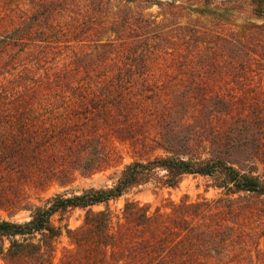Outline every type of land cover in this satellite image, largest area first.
<instances>
[{"label": "trees", "instance_id": "obj_1", "mask_svg": "<svg viewBox=\"0 0 264 264\" xmlns=\"http://www.w3.org/2000/svg\"><path fill=\"white\" fill-rule=\"evenodd\" d=\"M256 2L0 0V264H54L64 231L71 248L58 264H264ZM213 8L249 20L192 16ZM121 147L134 161L113 187L28 202L30 190L119 165ZM189 175L217 195L154 211L127 201L116 222L93 210L141 186L176 189ZM74 209L87 210L82 226L54 223ZM22 211L29 221L1 214Z\"/></svg>", "mask_w": 264, "mask_h": 264}, {"label": "rangeland", "instance_id": "obj_2", "mask_svg": "<svg viewBox=\"0 0 264 264\" xmlns=\"http://www.w3.org/2000/svg\"><path fill=\"white\" fill-rule=\"evenodd\" d=\"M215 4H228V5H238L239 3H246L248 9L250 10V2L254 3L255 0H207ZM259 2V0H257ZM257 3V2H256ZM264 9V3H257ZM153 11H157V7L153 8ZM218 15V18H214ZM221 10L208 9V12L203 14L195 13L193 18L200 20L204 24H209L215 19L222 20L225 23L240 26L247 22L248 14L245 13H234L230 12L227 16H222ZM251 22H259L258 20H251ZM121 154L123 156L122 162L108 170L97 173L90 177H83L81 175L77 176V179L70 185L66 187H61L58 184H53L45 191H35L30 190L28 196V202L31 205L43 206L50 199L54 198L59 194H64L67 197L73 195H80L83 191L88 189H106L113 187L119 177L121 176L124 168L134 161V158L129 154L128 150L121 147ZM211 184L208 178L204 177H194L192 175L186 176L181 183V185L176 189H159L154 184H149L134 188L130 190L124 196L112 200L108 205H98L93 207L96 212L104 211L108 209L113 217V221L116 222L117 218L121 215L122 210L127 201H139L142 204H150L152 210L154 211L157 207H163L168 201L179 202L185 195H188L191 200H196L199 196H205L207 198H213L217 195V191L210 189L208 192L207 187ZM87 210L84 209H74L65 214H57L54 217V223L62 228L68 227L71 230H75L82 226ZM4 219L25 222L31 219V212L22 211L16 217L10 219L6 213H1ZM8 243H6V247ZM71 248L70 241L67 237L66 231L58 239L56 243V253L54 264H58L59 259L62 256L64 249Z\"/></svg>", "mask_w": 264, "mask_h": 264}]
</instances>
